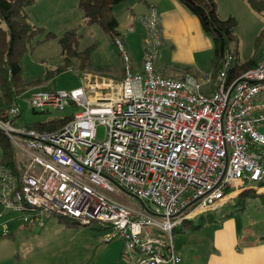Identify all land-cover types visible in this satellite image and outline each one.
Listing matches in <instances>:
<instances>
[{
	"label": "built area",
	"instance_id": "1",
	"mask_svg": "<svg viewBox=\"0 0 264 264\" xmlns=\"http://www.w3.org/2000/svg\"><path fill=\"white\" fill-rule=\"evenodd\" d=\"M142 20L141 71L118 36L121 78L80 73L76 88L32 90L0 114L18 155L17 170L0 165V203L33 226L43 225L44 213L101 222L106 239L121 237L140 254L134 264H183L171 237L176 226L226 209L245 189L264 190V133L257 128L264 122V56L235 75L228 55L215 75L171 78L155 69L163 44L158 9ZM24 101L34 111L80 110L56 130H38L18 120Z\"/></svg>",
	"mask_w": 264,
	"mask_h": 264
},
{
	"label": "rangeland",
	"instance_id": "2",
	"mask_svg": "<svg viewBox=\"0 0 264 264\" xmlns=\"http://www.w3.org/2000/svg\"><path fill=\"white\" fill-rule=\"evenodd\" d=\"M216 1L222 18L234 16L238 21V26L235 31L236 39L232 46L238 49L241 60L246 61L263 54L264 13L256 11L247 0ZM120 5L116 9V17L121 22L123 20L122 18L126 17L127 4L120 3ZM123 9L125 10L123 11ZM34 10L31 9L32 12L29 14V21L53 31L56 33V37L38 44L33 51H28L24 54L22 64L26 79L35 80L37 78H44L47 71H56L64 64V54L60 40L67 31L72 29L77 30L81 35L79 51L90 50L91 59L96 68L93 71L87 70L83 72L80 69V62L74 58L68 69L59 72L47 81L49 86L58 90H71L80 85L78 76L80 73L101 74L112 77L124 70V60L115 44V38L99 24L92 26L85 24L83 12L79 7L78 0H42V2L35 6ZM120 30L124 32V27L121 24L118 26V31ZM145 37H147V31H145L143 38L146 41ZM143 45L144 51H140V49L130 51V48L125 43L127 53L131 58V64L139 69L141 68V70L145 54V43ZM41 86L42 84L32 87L23 99L26 100L29 98L30 92L35 89H41ZM259 99L264 104V93ZM23 106V114L18 119L20 122H35L53 117H65L80 110L78 107H69L65 111L54 109L43 112L40 110L34 111L25 101L23 102ZM257 128L264 133V122L258 123ZM104 132L105 128L101 126L99 128V139L104 138ZM255 191L264 193V190ZM242 199L248 200L250 206L244 214L243 212H237V219L242 229L238 231L239 236L244 231V221H241L242 217L244 220H249L248 215L255 211V209L251 208L252 203L257 201L251 195L242 196ZM127 200L134 205L140 204L137 199L132 197H129ZM235 202L236 200L232 201V203ZM8 211L11 213L15 210L9 208ZM224 214V212L218 211L206 215L204 220L208 221V218H215V220L208 221L202 227L195 229H192L188 225H182V231H175L171 234L174 247L181 254L183 264H214L216 244L229 228L226 224L227 217L222 218ZM42 218V226L34 225L29 227L23 220V215L14 212V225L16 227L15 231L17 232L14 233L11 239H14L13 244L16 250L22 251L25 247H30L32 242H41L45 245V248L38 255L52 257L58 248L57 256H65L70 252L71 247L82 243L87 244L91 241L93 234L99 232L104 226L101 222L95 221L89 225L68 227L65 223L59 222L55 215L44 213ZM194 222L197 224L199 218H196ZM261 229L262 226L259 230ZM162 237L165 240H170V233L162 234ZM85 249V246L82 249L80 248L78 250L79 255L85 253Z\"/></svg>",
	"mask_w": 264,
	"mask_h": 264
},
{
	"label": "crops",
	"instance_id": "3",
	"mask_svg": "<svg viewBox=\"0 0 264 264\" xmlns=\"http://www.w3.org/2000/svg\"><path fill=\"white\" fill-rule=\"evenodd\" d=\"M40 2L42 0H36L31 9L34 10ZM121 4H127V13L126 17L119 21L124 27V32L120 30L119 33L130 51L138 49L144 51L143 38L147 29L142 18L148 14L151 7L158 9L163 38V44L155 61V69L158 73L176 79L182 78L188 72L187 67L199 77L213 73V41L204 33L198 17L190 13L178 0H126ZM119 6L121 5H117L114 9L116 16V9ZM131 27L133 31L129 30ZM263 56L264 53L254 58L260 60ZM239 59L242 61L240 57ZM131 65L135 71H141V68ZM123 73L122 70L112 77L121 78ZM2 157L3 150L0 146V162ZM240 193L235 194L226 205L227 212L230 209L234 211L226 218L229 228L216 244L214 264H264V205L259 198H254L257 201L252 203L251 208L255 211L248 215L249 220H244L242 217L244 231L239 236L241 225L237 219V212L244 214L250 206L248 200L238 198ZM233 200L236 202L232 203ZM241 202H244L243 209L241 205L236 210L234 206ZM8 210L9 208L0 203V264H134L140 257L137 251L127 249L123 238L106 239L109 229L105 226L99 229V232L92 233L91 241L71 247L70 252L65 256H57L58 248L52 256L54 258L38 255L45 248L41 242H32L30 247L27 246L22 251L16 250L14 239L11 238L17 232L14 225V212L17 211L10 213ZM261 226L262 229L259 230ZM83 244L86 247L85 253L79 255L78 250L84 247Z\"/></svg>",
	"mask_w": 264,
	"mask_h": 264
},
{
	"label": "trees",
	"instance_id": "4",
	"mask_svg": "<svg viewBox=\"0 0 264 264\" xmlns=\"http://www.w3.org/2000/svg\"><path fill=\"white\" fill-rule=\"evenodd\" d=\"M36 0H0V114L23 99L29 90L34 86H39L44 90H52L48 84L51 77L63 72L70 66L75 58L80 62L81 71H93L96 66L91 59L90 50L79 51L81 35L77 30L67 31L60 42L63 48L64 64L56 71H47L44 78L28 80L24 77L22 58L28 51H33L38 44L56 37V33L47 30L43 26H38L29 21V14L32 5ZM126 0H78L79 7L83 12L85 24L92 26L99 24L106 32L114 38L120 36L118 31L119 21L115 15V7ZM190 13L196 15L200 20L204 33L210 37L214 44V54L212 59L213 75L221 69L224 59L228 55L235 57L234 67L231 75L244 72L259 62L257 58H250L246 61H240L239 51L232 44L236 39L235 31L238 21L234 16L222 18L218 10L216 0H178ZM250 5L258 12L264 13V0H247ZM188 72H192L187 67ZM70 116L53 117L47 120L27 122L26 125L38 130L52 131L60 128L69 120ZM0 146L3 150V157L0 165L17 170V150L10 137L0 129ZM251 195L253 198H259L264 205V193L256 192L254 189H245L238 198ZM244 202L236 204V210ZM243 209V205L241 206ZM225 210V209H224ZM206 212L191 219H184L173 229L182 231V225H188L192 229L202 227L206 222L215 220L206 215L214 212ZM234 211V210H233ZM230 212L221 211L225 214L222 218L230 216ZM227 212V213H226ZM59 222L65 223L68 227H78L85 225L71 216H56ZM199 218L195 224L194 220ZM89 225V224H88ZM172 232V233H173Z\"/></svg>",
	"mask_w": 264,
	"mask_h": 264
}]
</instances>
